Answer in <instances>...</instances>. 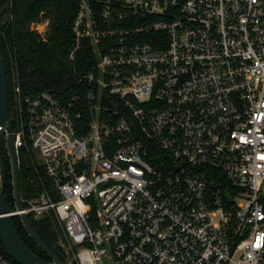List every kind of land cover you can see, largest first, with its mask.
Segmentation results:
<instances>
[{
    "label": "built area",
    "instance_id": "built-area-1",
    "mask_svg": "<svg viewBox=\"0 0 264 264\" xmlns=\"http://www.w3.org/2000/svg\"><path fill=\"white\" fill-rule=\"evenodd\" d=\"M73 33L72 96L14 86L48 181L14 216L66 264H264V0H78Z\"/></svg>",
    "mask_w": 264,
    "mask_h": 264
},
{
    "label": "trees",
    "instance_id": "trees-1",
    "mask_svg": "<svg viewBox=\"0 0 264 264\" xmlns=\"http://www.w3.org/2000/svg\"><path fill=\"white\" fill-rule=\"evenodd\" d=\"M0 0V44L2 47L8 84V111L14 106V86L18 80L22 93L42 90L70 97L75 93L79 75L85 73L96 58L86 44L78 50L74 60L69 52L74 44L73 21L78 0ZM7 5L5 9L4 6ZM48 21L45 34L31 27ZM13 127L15 123L12 121ZM19 188L21 199L38 195L47 185V177L38 165L30 143L19 148ZM1 178L6 200L12 211L16 209L12 159L4 143ZM29 221L45 243L65 262L61 246L62 233L55 215L50 212L41 218L28 216ZM17 232L25 244L49 263L50 256L40 247L24 227L19 216H14ZM0 251L10 260L0 240ZM12 262L15 263L13 260Z\"/></svg>",
    "mask_w": 264,
    "mask_h": 264
},
{
    "label": "water",
    "instance_id": "water-1",
    "mask_svg": "<svg viewBox=\"0 0 264 264\" xmlns=\"http://www.w3.org/2000/svg\"><path fill=\"white\" fill-rule=\"evenodd\" d=\"M8 84L4 55L0 44V240L11 259L17 264H66L38 235L25 213L20 214L21 221L29 234L40 247L50 256L53 263H49L35 254L19 236L14 224V214L6 200L5 190L1 178L2 150L4 143L12 159L15 199L18 210L23 209L19 188V163L14 146L15 130L8 111Z\"/></svg>",
    "mask_w": 264,
    "mask_h": 264
},
{
    "label": "rangeland",
    "instance_id": "rangeland-1",
    "mask_svg": "<svg viewBox=\"0 0 264 264\" xmlns=\"http://www.w3.org/2000/svg\"><path fill=\"white\" fill-rule=\"evenodd\" d=\"M7 3L10 2V0L6 1ZM4 8H7V5L5 4ZM48 26V21H44L41 23H35L32 24L31 27L35 30H37L39 33L45 34Z\"/></svg>",
    "mask_w": 264,
    "mask_h": 264
},
{
    "label": "flooded vegetation",
    "instance_id": "flooded-vegetation-1",
    "mask_svg": "<svg viewBox=\"0 0 264 264\" xmlns=\"http://www.w3.org/2000/svg\"><path fill=\"white\" fill-rule=\"evenodd\" d=\"M11 117H12V111H11Z\"/></svg>",
    "mask_w": 264,
    "mask_h": 264
}]
</instances>
